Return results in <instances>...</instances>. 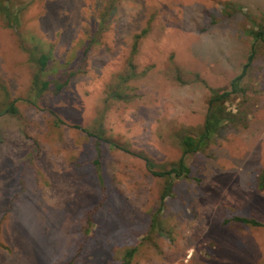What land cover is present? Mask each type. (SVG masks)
Masks as SVG:
<instances>
[{
  "label": "rangeland",
  "instance_id": "1",
  "mask_svg": "<svg viewBox=\"0 0 264 264\" xmlns=\"http://www.w3.org/2000/svg\"><path fill=\"white\" fill-rule=\"evenodd\" d=\"M260 29L264 0H0V264H264Z\"/></svg>",
  "mask_w": 264,
  "mask_h": 264
},
{
  "label": "trees",
  "instance_id": "2",
  "mask_svg": "<svg viewBox=\"0 0 264 264\" xmlns=\"http://www.w3.org/2000/svg\"><path fill=\"white\" fill-rule=\"evenodd\" d=\"M4 15L10 19V8L7 6L3 8ZM16 21V17L14 18ZM147 32V30H144L141 34H138L136 37V41L138 42V39L142 37ZM251 35L254 36L255 40L262 39L264 40V30H252L250 31ZM137 42L134 43V50L137 49ZM38 48H34V61L37 65V71L34 74V81L32 83L31 90L35 94L36 97H40L44 94L45 91L49 89L50 81L45 80L42 76L43 73L46 72L50 56L43 51L38 52ZM38 52L39 54H36ZM253 59V53L249 56L248 62L246 66L244 67V71L242 74L238 75L234 78L232 81V90L231 91H221L217 92L212 96L210 100V106H209V112L207 114L204 130L200 136H195L193 134H186L181 138V145L183 148V155L178 161V167H172L171 169L167 170L166 172H154L158 176H168V177H180L183 175H188L189 168L186 166L185 163V156L189 153H193L199 150L204 149L209 144V140L216 134V132L219 130V127L223 123L225 119H229L230 113L226 111V108L224 107V102L230 97L231 94L238 92L240 89V81L242 80L243 76L245 75L249 65L251 64ZM6 113L11 114H17L18 108L15 105L14 102L9 103V105L6 107ZM152 161V160H151ZM148 164L151 166V162H148ZM170 175V176H169ZM170 179V178H169ZM257 179L259 181V187L261 189H264V170H262L258 176ZM172 180V179H171ZM169 182V180H168ZM172 185L171 182L167 183L166 187L164 188V192L162 194V198L164 199V196H166L169 192H171ZM235 220L251 224L255 226L264 225L260 223L258 220L254 218H249L245 216H237L235 217Z\"/></svg>",
  "mask_w": 264,
  "mask_h": 264
}]
</instances>
